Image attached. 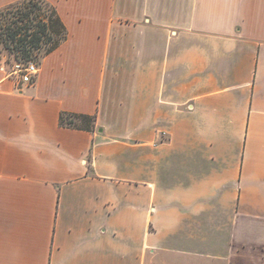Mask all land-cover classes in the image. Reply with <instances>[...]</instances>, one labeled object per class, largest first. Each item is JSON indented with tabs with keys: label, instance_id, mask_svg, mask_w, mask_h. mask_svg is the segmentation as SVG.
Listing matches in <instances>:
<instances>
[{
	"label": "crops",
	"instance_id": "1",
	"mask_svg": "<svg viewBox=\"0 0 264 264\" xmlns=\"http://www.w3.org/2000/svg\"><path fill=\"white\" fill-rule=\"evenodd\" d=\"M48 1L67 40L0 68V264H264V0Z\"/></svg>",
	"mask_w": 264,
	"mask_h": 264
},
{
	"label": "trees",
	"instance_id": "2",
	"mask_svg": "<svg viewBox=\"0 0 264 264\" xmlns=\"http://www.w3.org/2000/svg\"><path fill=\"white\" fill-rule=\"evenodd\" d=\"M68 28L57 7L48 0H19L0 8V68L5 63L42 59L55 51L68 38ZM34 60V61H35ZM14 65V64H13ZM95 115L62 112L60 124L92 130Z\"/></svg>",
	"mask_w": 264,
	"mask_h": 264
},
{
	"label": "built area",
	"instance_id": "3",
	"mask_svg": "<svg viewBox=\"0 0 264 264\" xmlns=\"http://www.w3.org/2000/svg\"><path fill=\"white\" fill-rule=\"evenodd\" d=\"M40 65L37 61H29V62H17L14 64V73L18 77L19 83H33L35 77L39 73Z\"/></svg>",
	"mask_w": 264,
	"mask_h": 264
},
{
	"label": "rangeland",
	"instance_id": "4",
	"mask_svg": "<svg viewBox=\"0 0 264 264\" xmlns=\"http://www.w3.org/2000/svg\"><path fill=\"white\" fill-rule=\"evenodd\" d=\"M9 56H4L1 63L3 64V67H1L2 69H4L7 73H9V75H11L15 80L18 79L17 75L14 73V65L13 64H16L17 61H14V58H11L12 59V63L10 64H6L5 61L6 59H8ZM35 60V59H34ZM37 61V60H35ZM38 62V61H37ZM39 63V62H38ZM21 84V83H20Z\"/></svg>",
	"mask_w": 264,
	"mask_h": 264
}]
</instances>
